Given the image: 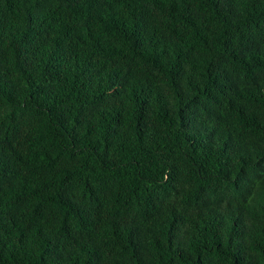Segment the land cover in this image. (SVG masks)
<instances>
[{
    "label": "trees",
    "instance_id": "16d2710c",
    "mask_svg": "<svg viewBox=\"0 0 264 264\" xmlns=\"http://www.w3.org/2000/svg\"><path fill=\"white\" fill-rule=\"evenodd\" d=\"M0 264H264V0H0Z\"/></svg>",
    "mask_w": 264,
    "mask_h": 264
}]
</instances>
